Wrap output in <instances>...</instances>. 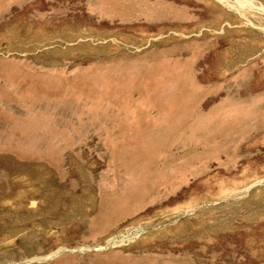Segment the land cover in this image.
<instances>
[{"label": "rangeland", "instance_id": "obj_1", "mask_svg": "<svg viewBox=\"0 0 264 264\" xmlns=\"http://www.w3.org/2000/svg\"><path fill=\"white\" fill-rule=\"evenodd\" d=\"M252 1L0 0V264H264Z\"/></svg>", "mask_w": 264, "mask_h": 264}, {"label": "bare ground", "instance_id": "obj_2", "mask_svg": "<svg viewBox=\"0 0 264 264\" xmlns=\"http://www.w3.org/2000/svg\"><path fill=\"white\" fill-rule=\"evenodd\" d=\"M222 4L227 5L229 8L234 9L238 13H242L241 11L245 9H254L255 4L253 3L252 0H232V2H229V0H217ZM256 9V8H255ZM264 12V7L263 6H258V11ZM139 231H127V233L122 234L121 236L114 238L111 240L109 243L110 246H115V245H120L124 240L128 239L131 236L137 235Z\"/></svg>", "mask_w": 264, "mask_h": 264}, {"label": "water", "instance_id": "obj_3", "mask_svg": "<svg viewBox=\"0 0 264 264\" xmlns=\"http://www.w3.org/2000/svg\"><path fill=\"white\" fill-rule=\"evenodd\" d=\"M97 249H103V248L101 247V248H97Z\"/></svg>", "mask_w": 264, "mask_h": 264}]
</instances>
